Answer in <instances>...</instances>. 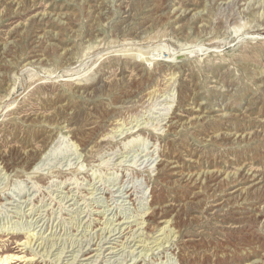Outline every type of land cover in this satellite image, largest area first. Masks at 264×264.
I'll list each match as a JSON object with an SVG mask.
<instances>
[{
    "label": "rangeland",
    "instance_id": "374dc122",
    "mask_svg": "<svg viewBox=\"0 0 264 264\" xmlns=\"http://www.w3.org/2000/svg\"><path fill=\"white\" fill-rule=\"evenodd\" d=\"M0 107V255L264 264V0H0Z\"/></svg>",
    "mask_w": 264,
    "mask_h": 264
},
{
    "label": "bare ground",
    "instance_id": "6f19581e",
    "mask_svg": "<svg viewBox=\"0 0 264 264\" xmlns=\"http://www.w3.org/2000/svg\"><path fill=\"white\" fill-rule=\"evenodd\" d=\"M30 13H31V12H30ZM41 16H43V14H41ZM10 19H11V18H10ZM188 51H189V50H188ZM188 51H187V52H188ZM184 52H185V51H184ZM151 56H152V55H150V57H151ZM155 57H156V56H155ZM139 58H140V57H139ZM151 58H153V57H151ZM172 58H175V57H172ZM147 59H148V58H147ZM153 60H155V59H153ZM153 60H152V61H153ZM150 61H151V60H150ZM150 61L148 60V62H150ZM155 61H157V59H156ZM150 63H151V62H150ZM28 64H29V63H28ZM26 65H27V64H26ZM150 65H151V64H150ZM24 66H25V65H24ZM0 108H1V107H0ZM8 108H9V107H8ZM0 112H1V111H0ZM191 115H192V114H191ZM37 156H38V155H37ZM40 156H41V155H40ZM40 158H41V157H40ZM38 160H39V159H38ZM34 168H35V167H34ZM31 169H32V168H30V170H28V171L32 172ZM33 170H34V169H33ZM35 170H36V168H35ZM36 172H37V171H36ZM26 173H27V172H26ZM34 174H35V172H34ZM204 174H205V176H204ZM207 174H209L208 171H206V172H201V173H196V175H192V174H190V175H189V178H193L194 176H196L195 180H196V179H201L203 176L206 178V175H207ZM29 175H30V174H29ZM232 175H235V174L232 173L231 176H232ZM226 176H228V174H227ZM204 177H203V178H204ZM241 184H242V183H241ZM68 194H69V193H68ZM66 195H67V194H66ZM64 197H65V196H64ZM215 202H216V201H215ZM212 203H214V202H212ZM149 209H150V208H149ZM153 212H154V210H153ZM167 222H168V221H166V223H167ZM119 223H120V221H119ZM123 226H124V225H123ZM114 227H115V226H114ZM114 227H113V228H114ZM118 227H119V226H118ZM107 228H108V227H107ZM113 228H112V229H113ZM115 228H117V227H115ZM121 228H122V230H123V227H121ZM121 228H120V229H121ZM163 228H165V227H163ZM109 229H110V228H109ZM112 229H111V230H112ZM117 230H118V228H117ZM122 230H121V231L118 230V231H119L118 233H122ZM101 232H102V231H101ZM103 232H104V231H103ZM108 232H109V231H108ZM110 232H111V231H110ZM131 232H133V231H131ZM131 232H130V233H131ZM99 234H100V233H99ZM109 234H110V233H109ZM135 234H136V233H135ZM131 235H132V234H131ZM168 235H169V234H166V236H168ZM97 236H98V234H97ZM100 236H101V235H100ZM106 236H107V235H106ZM110 236H111V234H110ZM110 236H109V237H110ZM116 236H117V235H116ZM98 237H99V236H98ZM101 237H102V236H101ZM104 237H105V236H104ZM117 237H118V236H117ZM131 237H132V236H131ZM133 237H134V235H133ZM133 237H132L131 239H133ZM33 238H35V237L33 236V234H29V236L27 237L26 241L24 242V245H25V244H30V245H31V241H36V240H32ZM38 238H39V237H38ZM112 238H113V237H112ZM47 239H48V238H47ZM52 239H53V238H52ZM97 239H98V238H97ZM108 239L110 240L111 238H108ZM108 239H107V240H108ZM123 239H125V241H126L127 238L124 237ZM123 239H122V240H123ZM129 239H130V238H129ZM49 240H50V239H49ZM91 240H92V239H91ZM113 240H114V239H113ZM102 241H103V238H102V239H99V240H98V243H97V246H98V244H100ZM120 241H121V240H120ZM123 241H124V240H123ZM93 242H95V241H93ZM143 242H145V241H143ZM34 243H35V242H34ZM34 243H33V244H34ZM88 243H90V242H87L86 244L89 245ZM95 243H96V242H95ZM104 243H107V242H104ZM127 243H128V242H127ZM39 244H40V242H39ZM116 244H117V243H116ZM30 245H29V246H30ZM90 245H91V244H90ZM90 245H89V246H90ZM109 245H110V244H109ZM121 245H122V244H121ZM124 245H125V244H124ZM39 246H41V245H39ZM101 246H102V245H101ZM115 246H116V245H115ZM115 246H109V247H108L107 245H104L103 247H107L108 249L111 248V251L109 250V253H113V251H112L113 249H112V248H114ZM117 246H118V245H117ZM85 247H86V246H84V248H85ZM80 248H81V247H80ZM86 248H87V247H86ZM50 249H51V248H50ZM78 249H79V248H78ZM91 249H92L93 251L96 250V248H94V247L91 248ZM101 249H102L101 247L98 248L96 252H98V251L101 250ZM80 250H81V249H80ZM84 250H85V249H84ZM84 250H83V251H84ZM116 250H117V249H116ZM44 251H45V250H44ZM68 251H69V250H68ZM78 251H79V250H78ZM78 251H75V252H78ZM101 251H102V250H101ZM101 251H100V252H101ZM36 252H37V251H36ZM130 252H132V251H130ZM208 252H209V251H208ZM40 253L43 254V252H40ZM40 253H39V254H40ZM47 253H48V252H47ZM101 253H102V252H101ZM42 254H40L39 256H40V257H41V256H44V255H42ZM99 254H100V253H99ZM99 254H98V255H99ZM102 254H103V253H102ZM113 254H114V253H113ZM130 254H133V253H130ZM45 255H46V254H45ZM100 255H101V254H100ZM139 255H140V254H139ZM24 256H25V255H24ZM24 256H22V255L20 256L19 254H17V253H12V252H4V253H2V254L0 255V264H13V263L16 264V261L19 260V259H21L22 257L24 258ZM46 256H47V255H46ZM65 256H66V255H65ZM77 256H78V254H72V253H71V258H70L71 260H70L69 262H67L66 264H72V263L76 260ZM101 256H102V255H101ZM133 256H134V255H133ZM32 257H33V256H32ZM32 257H31V258H28L27 261H31V260L33 259ZM54 257H57V256H54ZM54 257H53V258H54ZM62 257H63V256H62ZM94 257H98V256L96 255V253H93V254H92L91 252H89L88 255H85V257H84L82 260H89L90 258H94ZM102 257H103V256H102ZM58 258H59V257H58ZM60 258H61V257H60ZM78 258H79V257H78ZM42 259H45V258H42ZM61 259H62V258H61ZM65 259H67V258H65ZM95 259H96V258H95ZM99 259H100V258H99ZM58 260H59V259H55V261H58ZM92 261H95V260H92V259H91V261H89V262L87 261V263H82V262H80L79 264H92V263H91ZM96 261H97V260H96ZM62 262H63V260H62ZM76 262H77V261H76Z\"/></svg>",
    "mask_w": 264,
    "mask_h": 264
}]
</instances>
